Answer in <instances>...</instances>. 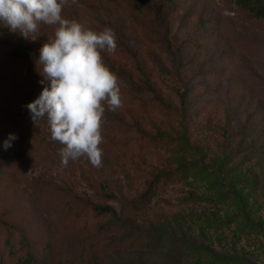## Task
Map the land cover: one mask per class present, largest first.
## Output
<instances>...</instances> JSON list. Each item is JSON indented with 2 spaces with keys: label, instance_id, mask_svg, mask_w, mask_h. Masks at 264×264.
Listing matches in <instances>:
<instances>
[{
  "label": "rangeland",
  "instance_id": "374dc122",
  "mask_svg": "<svg viewBox=\"0 0 264 264\" xmlns=\"http://www.w3.org/2000/svg\"><path fill=\"white\" fill-rule=\"evenodd\" d=\"M63 15L116 32L103 55L124 107L105 113L101 167L61 168L25 107L50 82L12 55L39 58L54 28L32 41L0 24V264L22 237L39 264H264V18L233 0H78Z\"/></svg>",
  "mask_w": 264,
  "mask_h": 264
},
{
  "label": "clouds",
  "instance_id": "9594fccd",
  "mask_svg": "<svg viewBox=\"0 0 264 264\" xmlns=\"http://www.w3.org/2000/svg\"><path fill=\"white\" fill-rule=\"evenodd\" d=\"M78 0H0V24L24 39L35 41L41 25L54 28L35 61L50 82L41 95L25 107L38 126L47 121L50 139L58 142L61 168L82 157L94 167L102 166L105 142V113L124 107L122 81L105 62L103 54L113 55L118 48L116 32L105 27L96 31L85 24L67 19L65 7ZM14 134L4 141L7 150ZM29 171L27 176H31Z\"/></svg>",
  "mask_w": 264,
  "mask_h": 264
},
{
  "label": "trees",
  "instance_id": "16d2710c",
  "mask_svg": "<svg viewBox=\"0 0 264 264\" xmlns=\"http://www.w3.org/2000/svg\"><path fill=\"white\" fill-rule=\"evenodd\" d=\"M234 4L242 7L244 9H247L251 16L256 19H263L264 18V0H233ZM12 55L17 60H26L30 62H35L39 58L32 54V52L26 48L23 47H17L12 52ZM150 197V192H147L145 196H143V200L140 201L138 204H133V208H137L139 210H142L143 204L147 202V200ZM96 210L99 212H112L113 210L111 207H96ZM113 213V212H112ZM1 224H6L5 222L0 221ZM20 247L22 249H19L21 253V257L18 259L17 264H39L36 260L34 254L30 251V243L28 240L24 239L22 237L20 241ZM23 245L25 248H27L29 251L25 252L23 254ZM13 249L15 248L14 245L10 242V245Z\"/></svg>",
  "mask_w": 264,
  "mask_h": 264
}]
</instances>
